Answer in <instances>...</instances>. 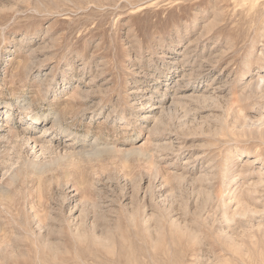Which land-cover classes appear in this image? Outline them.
Listing matches in <instances>:
<instances>
[{"label": "rangeland", "instance_id": "1", "mask_svg": "<svg viewBox=\"0 0 264 264\" xmlns=\"http://www.w3.org/2000/svg\"><path fill=\"white\" fill-rule=\"evenodd\" d=\"M261 64L264 0H0V264H264Z\"/></svg>", "mask_w": 264, "mask_h": 264}, {"label": "bare ground", "instance_id": "2", "mask_svg": "<svg viewBox=\"0 0 264 264\" xmlns=\"http://www.w3.org/2000/svg\"><path fill=\"white\" fill-rule=\"evenodd\" d=\"M260 69H261V70L264 69V64H261V65H260ZM259 82H264V78L259 77ZM60 120H61L60 117H57V118H56V122H57V121H60ZM32 121L36 123V121H39V118H38V117H33V118H32ZM54 123H55V122H54ZM56 126H58V123H56Z\"/></svg>", "mask_w": 264, "mask_h": 264}]
</instances>
